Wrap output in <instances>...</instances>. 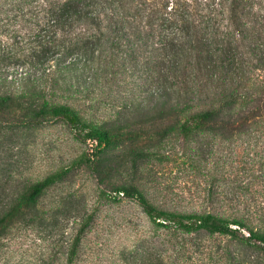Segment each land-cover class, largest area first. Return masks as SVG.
Instances as JSON below:
<instances>
[{"label":"trees","instance_id":"1","mask_svg":"<svg viewBox=\"0 0 264 264\" xmlns=\"http://www.w3.org/2000/svg\"><path fill=\"white\" fill-rule=\"evenodd\" d=\"M0 61L14 64L10 75L8 69L0 74L13 83L0 92V109L29 110L27 121L62 118L98 148L171 133L186 141L212 125L233 132L259 123L264 131V0H0ZM60 95L78 107L53 99ZM238 103L245 109L225 114ZM104 107L112 117L131 111L139 124L178 122L154 131L98 125L81 114ZM78 161L95 164L87 156ZM64 174L53 170L24 186L5 207L0 226L34 209ZM114 194L134 198L167 231L239 235L264 250V231L244 217L158 205L132 183L115 186ZM257 211L264 213V202ZM88 220L73 236L64 264H75ZM144 253L133 264H173L166 251Z\"/></svg>","mask_w":264,"mask_h":264},{"label":"rangeland","instance_id":"2","mask_svg":"<svg viewBox=\"0 0 264 264\" xmlns=\"http://www.w3.org/2000/svg\"><path fill=\"white\" fill-rule=\"evenodd\" d=\"M13 68L0 61V74L8 69L10 75ZM12 89V82L0 80V92ZM53 99L78 107L69 97ZM244 109L238 103L225 114ZM111 110L82 109L81 114L98 125L124 123L154 131L178 122L139 124L131 111L112 117ZM28 111L0 109V218L27 184L53 170L65 169L66 174L40 194L34 209L0 226V264H64L84 219L89 220L75 264H133L145 251L154 256L166 251L173 264H264V250L252 241L207 230L167 231L153 224L134 198L114 194L115 186L132 183L155 204L241 216L264 231V213L257 215L264 202V131L259 123L233 132L212 125L186 141L171 133L160 140L141 136L98 148L64 119L27 121ZM136 150L151 154L135 157ZM82 156L95 164L79 162Z\"/></svg>","mask_w":264,"mask_h":264}]
</instances>
